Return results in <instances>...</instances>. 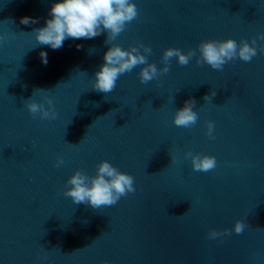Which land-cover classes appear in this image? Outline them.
Returning a JSON list of instances; mask_svg holds the SVG:
<instances>
[{
	"label": "water",
	"instance_id": "95a60500",
	"mask_svg": "<svg viewBox=\"0 0 264 264\" xmlns=\"http://www.w3.org/2000/svg\"><path fill=\"white\" fill-rule=\"evenodd\" d=\"M54 2L0 0V264H264V51L222 71L173 58L159 82L141 83L137 66L113 92L92 89L109 44H148L149 62L163 67L170 46L250 42L264 32V0H134L139 15L115 41L104 32L58 50L34 33ZM46 95L55 119L27 108ZM189 98L199 119L179 128L173 117ZM188 150L214 155L217 168L194 171ZM104 159L133 175L137 191L110 207L74 205L66 181L77 169L95 175ZM237 219L250 225L240 235ZM211 229L233 231L209 239Z\"/></svg>",
	"mask_w": 264,
	"mask_h": 264
},
{
	"label": "clouds",
	"instance_id": "9594fccd",
	"mask_svg": "<svg viewBox=\"0 0 264 264\" xmlns=\"http://www.w3.org/2000/svg\"><path fill=\"white\" fill-rule=\"evenodd\" d=\"M139 15V9L134 0H55L46 18L44 26L34 29L36 40L40 45H47L53 50L63 47L66 39H93L107 32V41H115L127 26ZM21 23H38L36 18L22 17ZM4 37H0L3 40ZM264 32L252 36L251 41L228 37L226 39H205L200 41L197 48H189L187 51L179 47H167L162 54L163 67H157L155 62H149L148 57L152 54V48L148 44L139 42L132 44L130 48H124L120 44H109L110 47L104 54V63L95 73V82L92 89L104 93L113 92L117 86L119 77L131 72L137 66L140 68L141 83L147 84L157 80L170 71L173 58L181 66H187L193 58L196 64H207L214 70L222 71L225 64L240 59L251 62L258 55V51H264ZM77 49L83 45L77 44ZM41 61L48 62L46 51L40 52ZM40 90V89H39ZM48 91V90H41ZM179 91V90H178ZM217 90L206 94L203 99L211 102L216 96ZM174 100V96H173ZM27 108L33 116L42 119H55L57 111L53 98L46 95L37 101L29 98ZM199 113L196 110L195 98H189L183 107L176 109L173 120L179 128H191L196 125ZM207 135L215 139V121H207ZM171 161L175 162L177 157L171 152ZM185 158H190L191 165L196 172H210L217 168V160L214 155L201 154L188 150ZM65 163L63 155H58L55 167H62ZM68 187L64 195L71 198L74 205L86 204L93 209L116 205L122 197L137 191L135 178L128 172L121 171L109 160H102L96 168L95 175H88L82 169H77L66 181ZM250 225L243 219H237L234 224V232L242 234ZM233 229H211L208 233L209 239H217L222 236H231ZM47 259V254L39 257ZM103 264H109L104 261Z\"/></svg>",
	"mask_w": 264,
	"mask_h": 264
}]
</instances>
